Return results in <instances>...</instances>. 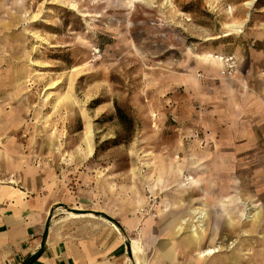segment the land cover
Here are the masks:
<instances>
[{"label": "rangeland", "instance_id": "374dc122", "mask_svg": "<svg viewBox=\"0 0 264 264\" xmlns=\"http://www.w3.org/2000/svg\"><path fill=\"white\" fill-rule=\"evenodd\" d=\"M116 106L134 118L128 140ZM263 107L264 0H0V190L42 173L60 218L112 222L145 264H170L156 245L192 177L194 199L263 215L242 222L236 205L229 228L210 198L202 250L220 251L178 247L177 264H264Z\"/></svg>", "mask_w": 264, "mask_h": 264}, {"label": "crops", "instance_id": "0c3cea01", "mask_svg": "<svg viewBox=\"0 0 264 264\" xmlns=\"http://www.w3.org/2000/svg\"><path fill=\"white\" fill-rule=\"evenodd\" d=\"M62 196L37 171L1 187L0 264H134L131 244L112 222L60 218Z\"/></svg>", "mask_w": 264, "mask_h": 264}, {"label": "bare ground", "instance_id": "6f19581e", "mask_svg": "<svg viewBox=\"0 0 264 264\" xmlns=\"http://www.w3.org/2000/svg\"><path fill=\"white\" fill-rule=\"evenodd\" d=\"M134 1V0H131ZM242 33V30L239 27H233L231 32H228L224 34L223 36H229L232 34H240ZM215 60V59H214ZM207 63L206 66H210L211 63L209 60L206 59ZM211 69H214L216 71V68L212 67H207V71H210ZM59 151V149H57ZM173 180H178V174L179 176L183 175V172L178 171V170H171L170 172ZM188 177V176H187ZM160 181V180H159ZM162 182V181H160ZM199 177L198 179L192 177L190 181V185L192 188V191L189 189H181L179 190V202L175 203L174 205H186V199L190 198L191 204L190 208L184 209L182 211L181 215L174 216L172 218H168V223L166 226V235L170 237V242L166 243H158L157 249L158 250H163V257L167 259L170 264H177L178 261V251L182 247H187L192 246L195 248H198V253L195 259L198 261H204L208 257L213 256L214 254L218 253L220 251V248L214 247V249H207V250H202L203 248V243L207 241L208 234L210 232V220H211V215L206 209L207 205L209 204V199L217 203L219 202L220 199L215 198L212 193H208V191L205 190L206 196H205V201L202 202L201 199H194V196L197 195L196 191L194 188H197L199 185ZM172 182H170L171 184ZM212 183L215 185L216 180H212ZM166 185L162 184L161 188H164ZM220 189L223 190H228L229 185L226 184L224 185H219ZM194 192V193H193ZM226 192V191H225ZM187 194V195H186ZM212 194L213 196H210ZM252 199V198H251ZM239 200V199H238ZM221 202V206L223 209V213L225 216V225L227 227H235L239 225L238 217L234 216V210L236 208V205L239 206V212H240V219L242 222H252V223H258L261 218H262V210L259 208L258 204L254 203L253 201H243L239 200L237 203H235L234 199L230 197H225L223 201ZM196 204H199V206H195ZM168 203L165 202L164 206L167 207ZM201 205V206H200ZM163 212V210H160ZM159 212V210H158ZM72 216L75 218H82V217H87L88 214H83V213H70ZM92 217V214H89ZM214 235V234H213ZM176 237H179L180 240L177 241ZM168 240V241H169ZM131 249H132V254L133 258L135 257V263L141 264V259L144 261L142 264H145V259L143 258V249L142 245L140 244V241L138 240H133L131 239ZM179 247V249H177ZM229 246H227L228 248Z\"/></svg>", "mask_w": 264, "mask_h": 264}, {"label": "trees", "instance_id": "16d2710c", "mask_svg": "<svg viewBox=\"0 0 264 264\" xmlns=\"http://www.w3.org/2000/svg\"><path fill=\"white\" fill-rule=\"evenodd\" d=\"M116 119L123 128L128 140L134 128V118L122 107L116 106Z\"/></svg>", "mask_w": 264, "mask_h": 264}]
</instances>
